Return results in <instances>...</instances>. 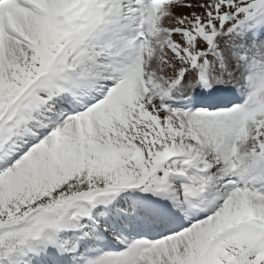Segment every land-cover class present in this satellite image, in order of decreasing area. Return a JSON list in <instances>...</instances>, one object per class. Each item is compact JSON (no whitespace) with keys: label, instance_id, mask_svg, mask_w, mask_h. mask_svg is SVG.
<instances>
[{"label":"snow or ice","instance_id":"6c2138e0","mask_svg":"<svg viewBox=\"0 0 264 264\" xmlns=\"http://www.w3.org/2000/svg\"><path fill=\"white\" fill-rule=\"evenodd\" d=\"M0 264H264V0H0Z\"/></svg>","mask_w":264,"mask_h":264}]
</instances>
